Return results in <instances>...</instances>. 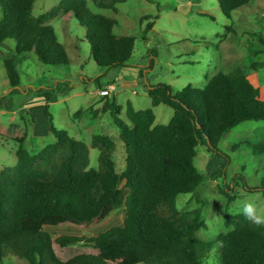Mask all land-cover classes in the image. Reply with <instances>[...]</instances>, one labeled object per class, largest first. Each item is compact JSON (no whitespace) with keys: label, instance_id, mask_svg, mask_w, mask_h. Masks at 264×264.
<instances>
[{"label":"trees","instance_id":"obj_1","mask_svg":"<svg viewBox=\"0 0 264 264\" xmlns=\"http://www.w3.org/2000/svg\"><path fill=\"white\" fill-rule=\"evenodd\" d=\"M249 1L217 3L229 19L233 10ZM33 3L34 0H0V45L13 40L19 55L33 53L47 67L67 66L65 51L46 23L61 9L71 13L85 29L94 62L103 69L95 80L110 69L128 65L135 38L113 34L116 21L90 13L85 0H62L36 17ZM148 18L152 19L146 16L141 20ZM152 25L148 22L142 30L144 41ZM3 66L8 95L19 94L14 61L5 60ZM70 87L67 81L55 82L52 87H39L36 93L47 102L49 97L66 94ZM147 96L152 107L164 105L173 111L168 124H155L151 108L135 110L127 102L122 109L113 101L106 103L112 123L126 141L121 173L115 170L111 136L94 134L88 146L55 128L46 104L45 121L54 142L35 154L23 146L24 127L16 126L9 134L0 124V141L11 140L17 145L16 164L0 170V262L12 255L28 264H202L203 253L215 250L219 264H264V227L254 226L242 213L232 218L225 214L224 226L231 229L212 241L202 242L194 236L206 228L201 209L179 212L176 207L178 195L195 194L205 179L193 164L198 145L223 157L224 169L229 159L216 148L221 137L242 122H264V97L259 88L242 71L234 70L209 77L201 89L186 86L174 94L167 84L149 85ZM2 105L10 110L4 101ZM89 147L98 150L97 168H89ZM254 149L255 153H264V145ZM221 171L209 177L220 176ZM240 181L247 192L259 190L247 186L241 176ZM219 191L228 201L233 200L226 185ZM121 205L122 225L97 236L52 238L42 229L89 224ZM74 245H80L81 251H66Z\"/></svg>","mask_w":264,"mask_h":264},{"label":"rangeland","instance_id":"obj_2","mask_svg":"<svg viewBox=\"0 0 264 264\" xmlns=\"http://www.w3.org/2000/svg\"><path fill=\"white\" fill-rule=\"evenodd\" d=\"M61 1L34 0L32 13L35 17L45 14ZM85 4L90 13L116 21L113 34L135 38L127 66L110 69L95 80L103 69L94 62L84 37L85 29L71 13H63L61 9L55 11L46 23L53 28L58 43L65 51L67 66L47 67L33 53L19 55L14 50L13 40H6L0 45V124L9 134L16 126L25 128L28 135L23 146L28 153L35 154L54 142L48 131L43 132L47 130V124L42 107L32 112L27 110L32 106L46 104L55 128L65 130L69 136L89 146L92 128H82L75 114L88 111L98 99L113 101L122 109L127 102H132L136 108L146 106L143 102H149V97L144 90L148 83L167 84L174 94L186 86L201 89L208 78L216 73L240 70L264 97V0H250L247 5L233 10L229 19L221 13L217 0H85ZM182 5L188 6L184 12L180 10ZM146 16L152 19L141 20ZM148 22H153V25L144 41L142 30ZM9 59L14 61L20 81V92L13 96L8 95L9 86L3 66V62ZM113 79L118 87L109 97L100 98L92 94ZM124 80L127 85H122ZM62 81H67L71 86L66 94L57 95L52 101L48 98L47 102L42 101L44 97H38L36 90L39 87H52L55 82ZM134 91L138 95H134ZM2 101L10 110L2 105ZM172 115L173 111L169 107L159 105L155 109V123L166 125ZM101 120L103 124L94 128L93 133L101 132L112 137L115 143L112 156L115 170L121 173L125 167V148L121 146L124 139L112 123L108 111L101 115ZM33 129L36 130L35 135ZM256 145H264L262 121L242 122L221 137L216 148L229 159L224 169H221L223 157L207 151L201 145L195 148L193 164L205 179L195 194L178 195L176 207L179 212L201 209V219L206 228L194 233L198 240L212 241L219 234L229 231L231 227L224 226V216L228 214L232 218L241 213L242 200H253L264 209V153H255ZM16 147V143L11 140L0 141V170L16 164ZM97 167L98 150L89 147V168ZM220 171V176L209 177ZM240 176L247 186L259 190H244ZM224 185L230 188L228 195L233 196L232 201L220 193L219 188ZM120 186L123 190L122 184ZM123 210L124 206L121 205L106 217L81 226H43L42 229L52 238L62 235L93 237L112 227L121 226ZM80 248V245H74L66 251L75 253L81 251ZM215 254V250L203 253L202 264H219ZM0 264L28 263L7 255Z\"/></svg>","mask_w":264,"mask_h":264},{"label":"crops","instance_id":"obj_3","mask_svg":"<svg viewBox=\"0 0 264 264\" xmlns=\"http://www.w3.org/2000/svg\"><path fill=\"white\" fill-rule=\"evenodd\" d=\"M126 80H124V81H122V85H127L126 84ZM108 84H113L114 86H115V90L117 89V87H118V84L117 83H115V80L113 79V80H110V81H107L106 83H105V85H101V86H107ZM149 84V83H148ZM148 84H146V86H145V95H147V86H148ZM150 85V84H149ZM115 90H114V92H115ZM92 94L93 95H96V90L95 91H93L92 92ZM134 95H138V93L137 92H135L134 91ZM144 95V96H145ZM94 98H97L96 96H94ZM49 99L52 101V100H55L56 99V97H49ZM49 99L47 100V101H49ZM149 99V98H148ZM149 102H147L146 103V101L145 102H143V105L144 104H147L146 106H143V107H138V108H136V107H134V105H133V103H132V106H133V108L135 109V110H143V109H147V108H149V107H151L152 109H153V111H154V122H155V109L158 107V106H156V107H152L151 106V100L149 99L148 100ZM108 101L107 100H101V99H98V100H96V101H94L91 105H90V107L88 108V111H86V110H84V111H81L80 113H79V116L77 115L76 116V118L79 120V123H80V125L82 126V128H83V126H84V128L85 129H89V128H92L91 130H92V133H91V137L94 135V133H93V130H94V128H97V127H100V125H102L103 123H102V120H101V115L103 114V113H105L106 111H107V107H106V103H107ZM40 105V104H39ZM42 107V109H43V107L44 106H32L31 108H29V109H27V110H29V111H31L32 112V110L33 109H35V108H41ZM97 123V124H96ZM156 124V123H155ZM91 126V127H90ZM47 128V127H46ZM48 131V128H47V130L45 129L43 132L44 133H46ZM36 132V130L35 129H33V133H34V135L36 134L35 133ZM48 133H49V131H48ZM101 133V132H100ZM96 134H98V133H96ZM105 134V133H104ZM27 135H28V132L26 131V139H27ZM108 135V134H107ZM110 136V135H109ZM124 146V148H125V151H124V153L126 154V152H127V147H126V141L124 140L123 142H122V144H121V146ZM125 157V156H124Z\"/></svg>","mask_w":264,"mask_h":264},{"label":"clouds","instance_id":"obj_4","mask_svg":"<svg viewBox=\"0 0 264 264\" xmlns=\"http://www.w3.org/2000/svg\"><path fill=\"white\" fill-rule=\"evenodd\" d=\"M241 213L251 224L257 227H264V209H261L253 200L240 201Z\"/></svg>","mask_w":264,"mask_h":264},{"label":"built area","instance_id":"obj_5","mask_svg":"<svg viewBox=\"0 0 264 264\" xmlns=\"http://www.w3.org/2000/svg\"><path fill=\"white\" fill-rule=\"evenodd\" d=\"M115 90V86L113 84H108L107 86L96 91V96L100 98H107L111 95V93Z\"/></svg>","mask_w":264,"mask_h":264},{"label":"water","instance_id":"obj_6","mask_svg":"<svg viewBox=\"0 0 264 264\" xmlns=\"http://www.w3.org/2000/svg\"><path fill=\"white\" fill-rule=\"evenodd\" d=\"M187 8H188V6H186V5H182V6H180V10H181L182 12H184Z\"/></svg>","mask_w":264,"mask_h":264}]
</instances>
